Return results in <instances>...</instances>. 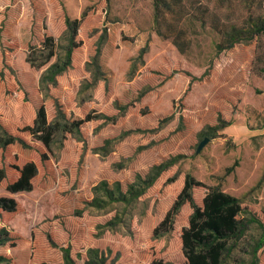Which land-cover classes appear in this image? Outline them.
<instances>
[{
  "label": "rangeland",
  "instance_id": "rangeland-1",
  "mask_svg": "<svg viewBox=\"0 0 264 264\" xmlns=\"http://www.w3.org/2000/svg\"><path fill=\"white\" fill-rule=\"evenodd\" d=\"M182 3L179 51L168 31H155L153 0H0V124L20 133L42 103L49 118L55 103L70 117H100L84 126L85 142L67 135L62 147L53 145L52 171L31 190L0 187V197L17 202L13 212L0 209V264H62L60 248L68 245L75 258L88 247L106 250L105 264H181L189 202L172 229L159 226L186 179L239 198L249 224L231 264L248 262L264 224V29L218 53L215 43L232 26L264 21V0ZM82 15L75 67L45 97L39 81L51 61L33 66L28 53L45 35L60 52L65 16ZM103 34L96 68L91 60ZM105 115L117 119L102 123ZM219 118L229 124L214 130ZM24 140L33 138L25 132ZM131 187L143 192L116 199L118 189L128 196ZM191 193L199 202L204 188Z\"/></svg>",
  "mask_w": 264,
  "mask_h": 264
},
{
  "label": "trees",
  "instance_id": "trees-1",
  "mask_svg": "<svg viewBox=\"0 0 264 264\" xmlns=\"http://www.w3.org/2000/svg\"><path fill=\"white\" fill-rule=\"evenodd\" d=\"M184 8L185 4L182 3V0H153L155 31L161 36H164L163 30L168 31L169 35L166 37H171L173 44L179 51L185 49L184 40H182L183 33L179 28L181 13L185 11ZM83 18L84 15L81 18L71 20L68 16H65L64 34L66 45L62 47L60 52H58L54 36L45 35L40 46L31 47L28 53V60L33 66L40 67L51 61L39 81V90L41 92L45 91V97L49 85H56L61 75L72 71L75 67L74 51L82 43L81 40H77V35ZM257 20V22L254 20L249 22L247 28L232 26L226 32L224 41L221 40L215 43L217 53L222 49L232 47L235 43L249 41L254 35L259 34L262 31L261 29H264V21L259 18ZM259 23L261 25L257 27ZM104 36L105 34L101 36V40L96 45L92 56L91 61H93L96 68H99L98 58ZM223 42H226V44L223 45ZM36 52H39V56L34 60L32 57ZM257 59H260V57L257 56ZM88 66L89 64L86 63L85 69L91 71ZM259 72L264 73V67L259 68ZM91 77L93 82L99 79L98 74L95 73H91ZM55 105V112L49 118L47 107L43 103L40 104L35 110V118L32 124L18 127L20 133L11 132L15 130L0 124V148H2L0 187H3L7 192L17 194L31 190L32 183L36 178L47 176L52 171V158L56 156L53 145L57 144L59 148L62 147L67 135H72L76 140L85 142L83 137L84 126L100 118L91 112L83 116L79 113L70 117L65 115V112L61 110L57 103ZM104 119L105 121L102 123L114 122L117 115H105ZM222 122L223 120L219 118L214 130L218 129L219 125L225 127L229 124ZM25 132L28 136H32V142L24 140ZM195 185L204 188V193L199 202L194 199L191 193ZM142 192V189L134 190L131 187L128 190V196H126L118 189L116 199L133 200ZM107 196L110 200L114 197V194L110 192L107 193ZM186 202L190 204L191 213L179 235L180 248L184 256V261L181 264H231L232 261L239 262L234 258L233 251L237 249L241 238H247L249 224L241 216L245 208L241 205L239 198L224 192L216 186H208L202 182H193V179H186L159 227L172 229L173 219ZM90 205L101 206L102 204L94 202ZM16 206L17 202L14 199L0 197L1 210L13 212L16 210ZM261 228L262 232L259 237L252 238V241H250L252 245L248 252V262L242 263L264 264V254L261 258L259 255L260 251L264 250V224ZM60 251L63 257L62 264H105L107 259L106 250L97 247L86 248L84 253H77L80 256H76L77 258L71 255L69 245L62 246ZM151 264H162V262L153 260Z\"/></svg>",
  "mask_w": 264,
  "mask_h": 264
},
{
  "label": "water",
  "instance_id": "water-1",
  "mask_svg": "<svg viewBox=\"0 0 264 264\" xmlns=\"http://www.w3.org/2000/svg\"><path fill=\"white\" fill-rule=\"evenodd\" d=\"M208 137H204L199 143H198V145H197V148H196V153H198L200 150H201V148L205 145V143L208 141Z\"/></svg>",
  "mask_w": 264,
  "mask_h": 264
}]
</instances>
